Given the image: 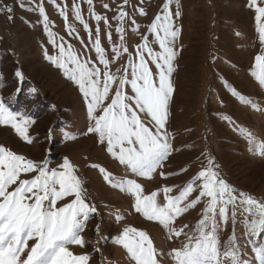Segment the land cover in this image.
<instances>
[{
	"label": "rangeland",
	"instance_id": "1",
	"mask_svg": "<svg viewBox=\"0 0 264 264\" xmlns=\"http://www.w3.org/2000/svg\"><path fill=\"white\" fill-rule=\"evenodd\" d=\"M166 2L128 0L124 4V0H93L89 6L87 0H0V101L33 121L27 126L31 143L11 125L0 124V146L39 164L47 162L49 168H58L65 158L75 166L87 202L97 211L89 214L81 232L84 245L68 244L67 247L77 256L88 255V264H136L117 242L126 227L149 235L159 264H176L173 250L199 239V222L207 205V198H202L177 217L174 224L165 227L135 211V197L108 183L99 168L92 165L105 168L117 181L136 180L142 185L144 195L159 192L160 204L167 203L165 187L172 189L168 196L176 197L200 171L209 167L237 195L243 192L264 201V154H261L264 151L261 147L264 145V84L258 78L255 60L258 55H264V43L251 0H172L169 5L174 26L179 30L174 41L176 57L171 74L174 92L166 123L173 150L162 167L150 174L151 178L132 173L107 152L106 144L99 142L97 134L88 133L92 122L83 94L63 69L47 59V56H57L59 50L50 42L40 6L48 16V29L55 34L57 42L62 38L66 47L71 44L82 60L90 61L103 73L104 66L99 64L93 43L99 27L109 69L123 76L129 59H138L136 46L143 43L144 36L154 51H161L153 43L155 37L149 29ZM73 5L80 6L83 21L91 29V38L84 23L75 18ZM121 6L128 13L123 22L117 19ZM6 8L12 11L9 13ZM61 8L66 11L67 19L61 15ZM140 8L146 15L140 14ZM93 12L106 17V21H96ZM69 26L75 29L71 35ZM121 26L128 52L121 51L117 59L112 47L120 45L117 29ZM137 27L138 31H134ZM108 32H111L110 40ZM146 59L155 74V64L147 55ZM18 71L23 78L16 75ZM116 86L113 85L110 96L114 95ZM33 88L35 92L31 91ZM125 91L132 94L130 85H126ZM249 132L254 143L249 141ZM36 174H22L21 179H32ZM200 183L197 181V185ZM198 195L197 188L182 206ZM73 198L57 201V207ZM236 212L233 219L229 206L226 224L217 212L220 250L223 252L232 240L231 246L238 245L245 264H260L258 252L264 250V234L250 235L246 227L249 218L243 206L238 204ZM173 229L181 234L175 235ZM33 243L29 241L30 246ZM225 264L230 261L225 260Z\"/></svg>",
	"mask_w": 264,
	"mask_h": 264
},
{
	"label": "snow or ice",
	"instance_id": "2",
	"mask_svg": "<svg viewBox=\"0 0 264 264\" xmlns=\"http://www.w3.org/2000/svg\"><path fill=\"white\" fill-rule=\"evenodd\" d=\"M87 3L92 6L93 0H87ZM127 3L128 0H124V4ZM171 3L172 0H167L149 29L155 37L153 43L158 44L161 51H154L148 37L144 36L143 43L136 46L135 55L138 59H129L123 76L109 69L110 61L101 45L99 27L93 43L99 64L104 66L103 73L90 61L82 60L71 44L66 47L62 38L57 42L55 34L48 29V16L44 8L39 7L50 42L59 50L57 56H47V59L63 69L64 74L78 85L83 94L87 102V114L92 122L88 133L97 134L99 142L106 144L107 152L132 173L148 178H151L150 174L157 168L162 167L173 150L166 123L170 98L174 92L171 74L176 57L174 41L179 30L172 20L169 9ZM251 6L255 7L258 32L264 43V6H261V0H251ZM57 7L60 8L59 5ZM104 7L107 8L108 5L105 4ZM73 8L75 18L84 23L80 6L73 5ZM6 10L9 13L12 11L11 8ZM60 11L67 19L66 11L63 8ZM139 12L146 15L143 8ZM93 15L98 22L106 21V17L94 12ZM127 16L128 13L121 6L117 19L123 22ZM132 23L135 24V21ZM84 27L88 29L91 38V29L86 23ZM74 31L70 27L69 34ZM134 31H138V27ZM117 32L120 33V45H114L112 51L118 59L120 52H128V48L124 45V28L121 26ZM107 35L110 40L111 32ZM146 55L155 64V74ZM255 60L258 78L264 84V55H258ZM16 75L23 78L19 71ZM114 84L117 86L114 95L110 96ZM126 85H130L131 95L125 91ZM31 91L36 90L33 88ZM233 93L236 94L235 89ZM109 100L110 103L106 104ZM244 102L251 103L250 100ZM31 123L33 121L29 117L12 111L0 101V124L11 125L28 143L32 142L27 128ZM248 138L250 143L255 142L250 132ZM261 147L264 148V145ZM212 163L209 160V165ZM92 167L99 168L108 183L135 197V211L142 212L147 219L158 221L165 227L174 224L177 217L200 203L202 198H207L203 219L199 222V239L173 250L176 264H225V260H229L230 264H245L238 245L231 246L232 240L229 241V247L223 252L220 250L216 216L219 212L222 222L226 224L229 206L232 208L233 219L237 215V205L243 206V211L249 218L246 227L250 235L264 234V201H258L243 192L237 195L236 190L220 178L212 167L200 171L176 197L168 196L172 189L165 187L163 191L166 204L157 202L159 192L144 195L142 185L136 180L117 181L105 168L99 165ZM30 173L37 174L32 179H21L22 174ZM197 181L201 183L197 185ZM197 188L199 195L196 199L182 206ZM69 196L74 198L57 207V201ZM96 211V207L87 202L83 182L76 175L75 166L70 160L65 158L54 169L49 168L47 162L39 164L0 146V264H88V255L77 256L69 251L67 245H84L81 232L89 214ZM173 232L177 236L181 234L174 229ZM29 241L34 243L30 246ZM117 242L131 254L136 264H159L156 249L146 232L126 227ZM258 259L260 264H264V250L258 252Z\"/></svg>",
	"mask_w": 264,
	"mask_h": 264
}]
</instances>
